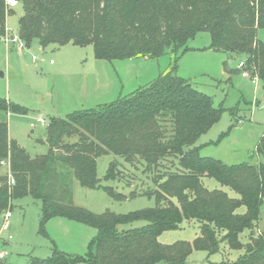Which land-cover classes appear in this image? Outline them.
Returning a JSON list of instances; mask_svg holds the SVG:
<instances>
[{
  "label": "trees",
  "instance_id": "1",
  "mask_svg": "<svg viewBox=\"0 0 264 264\" xmlns=\"http://www.w3.org/2000/svg\"><path fill=\"white\" fill-rule=\"evenodd\" d=\"M21 4L18 35L27 47L35 40L43 47L93 45L98 59L173 54L177 62L179 53L189 49V40L207 31L212 50L245 55L264 87V42L257 36L264 28V0H21ZM9 13L5 0H0V36L7 33ZM224 70L233 72L227 62ZM0 110L28 112L5 98H0ZM223 111L211 96L170 69L113 102L76 110L65 118L51 117L45 154L32 156L10 137L8 122L0 120V216L12 209L15 199L31 196L42 202V233L54 217L96 229L85 254H71L55 245L50 256L32 257L29 264H186L194 250L213 254L223 243L245 252L235 261L213 264H264V230L255 231L264 206V161L226 164L201 155L197 145ZM256 152L264 158V133ZM108 153L151 176L152 185L144 189L136 183L137 190L128 196L102 186L97 159ZM5 159L11 163L13 185L1 169ZM121 164L113 160L105 179L123 181ZM71 170L82 186L103 187L115 199L154 197L156 205L125 214L92 212L71 200ZM204 177L239 196L209 189ZM192 220L200 228L192 242L158 240L164 231ZM137 221L144 224L126 226ZM246 230L249 240L243 243Z\"/></svg>",
  "mask_w": 264,
  "mask_h": 264
},
{
  "label": "rangeland",
  "instance_id": "2",
  "mask_svg": "<svg viewBox=\"0 0 264 264\" xmlns=\"http://www.w3.org/2000/svg\"><path fill=\"white\" fill-rule=\"evenodd\" d=\"M22 14L21 2L10 9L7 17L9 35L19 34V18ZM257 36L264 42V28L258 29ZM210 45V33L200 32L189 40V49L184 53L181 51L176 62L173 54L165 55L159 61L143 58L110 61L96 58L93 45L77 46L70 43L43 47L38 40L18 53L8 50L6 43H0V98L28 109L27 114H7L0 110V120L8 122L10 137L32 156L45 154L49 150L46 137L51 117L65 118L76 110L113 102L155 80L159 71L168 72L171 69L211 96L216 106L222 105L224 108L221 118L199 137L197 145H200V154L217 158L226 164H258L264 161L256 152V146L264 133V87L260 83L256 91L255 86L240 75L237 64L241 59H246L245 55L214 51ZM224 62L233 68V72L224 70ZM175 64L176 68L173 69ZM39 116L45 120L44 124L37 121ZM116 159L122 163L119 167L123 181L106 180L109 165ZM97 168L102 186H113L117 192L127 196L137 190L136 183L144 189L152 185L151 176L141 174L112 153L100 156ZM69 178L71 200L95 213L110 210L125 214L156 205L154 197L139 195L115 199L103 187L92 189L82 186L72 170ZM126 181L132 185H126ZM203 181L209 189L219 188L232 197L239 196L213 178L204 177ZM41 208V200L31 196L13 201L8 228L1 231L0 251H4L5 256L0 264H29L32 257L50 256L55 245L71 254L87 252L89 242L96 234L95 228L64 217H54L45 223L46 233H42ZM143 224V221H137L126 226ZM2 227L3 214L0 216V229ZM263 230L264 206L255 227L256 233ZM199 232V222L184 221L179 229L164 231L158 240L164 244L182 240L192 242ZM9 234L13 235V239L7 240ZM248 234V230L241 234L243 243L248 242ZM244 252V249H229L223 243L221 251L213 254L194 250L186 264H213L224 259L235 261Z\"/></svg>",
  "mask_w": 264,
  "mask_h": 264
},
{
  "label": "built area",
  "instance_id": "3",
  "mask_svg": "<svg viewBox=\"0 0 264 264\" xmlns=\"http://www.w3.org/2000/svg\"><path fill=\"white\" fill-rule=\"evenodd\" d=\"M20 2L21 0H5L7 9H11L15 7ZM0 41L6 43L7 45L9 44L16 45V47L20 52H22V50L27 47L24 41L19 37V35H9L8 32L5 35L0 36ZM237 68L239 70L240 75L244 79L249 80L255 86V90L258 91L257 88L261 82L258 73L254 70V67L249 66L246 59H241L237 64ZM37 121L42 124L45 123V120L42 117H38ZM31 125L33 126L34 123H31ZM1 169L4 172V174L7 176L9 185L15 184V179L12 173L11 163L9 159H5L1 161ZM11 217H12L11 209H7L3 213V227L0 229V237H1V231L8 228ZM11 239H13V235L9 234L7 236V240H11ZM4 256H5V252L0 251V260Z\"/></svg>",
  "mask_w": 264,
  "mask_h": 264
},
{
  "label": "crops",
  "instance_id": "4",
  "mask_svg": "<svg viewBox=\"0 0 264 264\" xmlns=\"http://www.w3.org/2000/svg\"><path fill=\"white\" fill-rule=\"evenodd\" d=\"M8 31V30H7ZM0 43H4V42H2V41H0ZM7 48H8V50H11L12 52H14L15 50L16 51H18V53H21L19 50H18V48L16 47V45H14V44H9L8 46H6ZM163 57H165V56H163ZM163 57H161V58H158L157 60L159 61L160 59H162ZM129 59H131V58H129ZM143 59H145V60H150V61H152V60H156V59H148V58H143ZM238 69V68H237ZM161 73V71H159V74ZM259 102V101H258ZM257 102V103H258ZM39 117H41V116H39Z\"/></svg>",
  "mask_w": 264,
  "mask_h": 264
}]
</instances>
